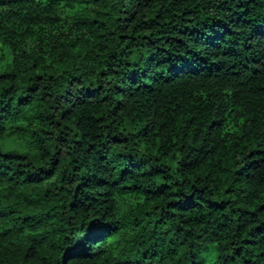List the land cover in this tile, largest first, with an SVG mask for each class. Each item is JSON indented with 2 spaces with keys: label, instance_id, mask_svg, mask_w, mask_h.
I'll use <instances>...</instances> for the list:
<instances>
[{
  "label": "trees",
  "instance_id": "1",
  "mask_svg": "<svg viewBox=\"0 0 264 264\" xmlns=\"http://www.w3.org/2000/svg\"><path fill=\"white\" fill-rule=\"evenodd\" d=\"M0 264H264V0H0Z\"/></svg>",
  "mask_w": 264,
  "mask_h": 264
}]
</instances>
